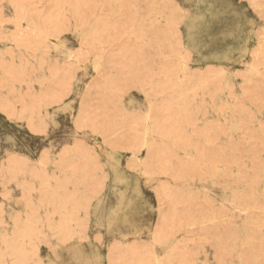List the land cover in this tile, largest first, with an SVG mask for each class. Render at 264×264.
<instances>
[{
	"label": "rangeland",
	"instance_id": "rangeland-1",
	"mask_svg": "<svg viewBox=\"0 0 264 264\" xmlns=\"http://www.w3.org/2000/svg\"><path fill=\"white\" fill-rule=\"evenodd\" d=\"M0 264H264V0H0Z\"/></svg>",
	"mask_w": 264,
	"mask_h": 264
}]
</instances>
